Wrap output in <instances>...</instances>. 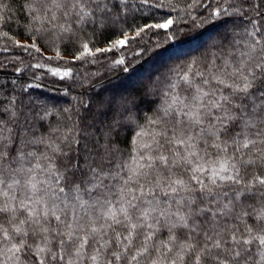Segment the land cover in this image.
I'll use <instances>...</instances> for the list:
<instances>
[{
    "label": "snow or ice",
    "instance_id": "1",
    "mask_svg": "<svg viewBox=\"0 0 264 264\" xmlns=\"http://www.w3.org/2000/svg\"><path fill=\"white\" fill-rule=\"evenodd\" d=\"M88 2L95 7L85 11L84 0H71L70 4L68 0L63 3L51 0L52 4L63 8V16L79 9L77 19L81 22L89 16H111L113 9H119L121 0ZM141 2L157 9L165 6L164 0ZM198 3L199 0H192L187 7L191 9ZM208 10L212 17H222L220 7L211 9L209 5ZM50 12V8L43 10L45 19L49 18ZM33 18L40 19L36 15ZM56 19L51 15L50 20ZM216 22L224 21L218 19ZM150 30L169 34L179 32L181 28L168 13L138 25L132 36L122 33V38L113 41L110 47L93 51L85 43L74 59L83 60L96 53L124 47L129 40ZM168 38L173 36L168 35ZM14 43L25 51L29 48L41 51L35 43ZM257 44H260L259 40L249 45V51L231 70L225 63L224 68L212 73L210 79L203 72L198 73L203 78V85L215 81L217 87L205 90L199 84H190L194 89L190 98L176 97L166 104L161 118H171L180 127L179 133L173 130L171 138L167 131L157 134L164 137L167 153L163 151L165 144L154 135L151 144L137 143L134 149L137 155L118 165L119 170L115 173L94 166L96 156L93 152L109 153L114 149V146L110 148L109 141L114 138L113 133L119 135L120 129L134 122L135 100L114 93L101 102L98 113L105 116L111 113L103 132L105 143L101 144L99 138L89 143L94 134L86 133L83 144L79 139L72 140V144L80 145L72 156L59 145L49 144L55 155L65 158L59 167L54 159L45 157L46 164L22 168L18 162L35 155L24 151V146L33 142L27 138L32 114L16 111L13 98L9 119L15 128H6L0 120V217L5 218L0 222V244L5 246L0 252L10 253L7 259L16 264L28 253H32V264H82L86 248L92 249V254L87 256L91 264H116L118 261L141 264L142 258L145 264H264V175L258 172L247 177L241 175L242 169L247 172L249 166L264 168V46L257 49ZM56 55L59 58V52ZM116 63L123 64L124 61ZM51 71L62 79L71 75L70 71L61 72L59 68ZM184 79L187 82L188 76ZM226 80L231 82L226 83ZM177 103L181 105L179 108L174 107ZM9 108L0 111H9ZM149 123L159 124L160 119ZM136 135L142 137L144 132ZM14 140L17 147L15 155H11ZM64 140L68 141V137ZM230 147L232 153L222 158L220 154L227 153ZM208 149L215 150V159ZM151 151L156 154L152 155ZM14 163H17L15 168ZM36 168L47 173L48 179H35ZM161 168L164 171L161 172ZM20 172L27 173L28 178L23 182L25 191L18 197L13 190L22 181L14 177ZM106 180L110 182L105 183ZM116 180L120 181L119 187L112 182ZM225 185L232 188L231 193L217 191ZM85 193L93 197L91 202L83 200ZM257 197L261 210L255 216L246 210L235 211L236 207H243L242 201ZM223 198H228L227 204L223 203ZM77 208L85 210L83 216ZM218 213L233 218L250 217L254 223L245 224L243 229L237 224L225 236L223 230L215 227ZM204 217L213 222L212 231H198L200 219ZM51 218L57 222L55 227L51 226ZM157 225L167 229L166 241L154 240L161 230ZM144 229L146 231H141ZM52 233L55 236L50 240ZM140 236L143 239L137 247L134 241ZM37 237L41 243H37ZM30 238L32 243H29ZM149 241L153 242L151 246ZM254 245H258L255 252L259 253L260 261L255 260ZM73 253L75 259H69ZM0 264L5 261L0 260Z\"/></svg>",
    "mask_w": 264,
    "mask_h": 264
},
{
    "label": "trees",
    "instance_id": "2",
    "mask_svg": "<svg viewBox=\"0 0 264 264\" xmlns=\"http://www.w3.org/2000/svg\"><path fill=\"white\" fill-rule=\"evenodd\" d=\"M60 2L63 3V0ZM84 2L87 4L85 11L95 7L88 0ZM191 3L192 0H164L165 6L157 9L143 5L141 0H121L119 9H113L111 16H89L81 22L77 19L79 9L63 16V8H58L51 0L47 3L43 0H0V109L9 108L10 102L15 98L13 107L16 111L24 110L32 114L27 138L33 142L26 144L24 151L35 155L18 162L19 167L46 164L45 157L54 159L59 167L65 158L55 155L49 144L59 145L72 156L80 148V145L72 144V140L79 139L83 144L86 133L89 136L94 134L89 143H94L96 138H99L101 144L105 143L103 132L111 119V113L108 116L99 114L98 108L101 102L114 93L135 100L134 122L120 129L119 135L113 133L114 138L109 144L114 149L109 153L93 152L96 156L94 166L115 173L119 170L118 165H123L130 157L137 155L134 151L137 143L151 144L155 135L161 144H165L164 137L157 134L167 131L168 138H171L174 129L179 133L180 127L174 120L161 118L166 104L172 103L176 97L190 98L194 93L190 84H199L205 90L217 87L215 81H211L210 85H203V78L198 73L203 72L210 79L211 74L224 68L225 63L229 65L228 70H231L255 40L260 41L256 45L257 49L264 46V0H199L196 6L189 9L187 6ZM209 5L211 9L220 7L222 17H212ZM47 8L51 12L49 18L45 19L43 10ZM225 9L226 12L223 11ZM168 13L180 25L179 32L165 34L163 31L150 30L129 40L124 47L96 53L83 60L74 59L83 50L85 43L93 51L96 48L110 47L113 41L122 38V33L127 32L132 36L138 25L142 26ZM34 15L40 19H34ZM51 15H55L57 19L50 20ZM218 19H223L224 22H216ZM168 35L173 38L169 39ZM15 41L22 44L35 43L41 51L36 52L31 48L25 51L15 46ZM57 52L60 54L59 58ZM118 60H123L124 63L117 64ZM37 64L41 67H35ZM55 68H59L61 72L70 71L71 75L63 79L55 76L51 71ZM185 75L188 76L187 82ZM230 82L226 80V83ZM224 91L227 93V89ZM180 106L179 103L174 105L176 108ZM10 111V108L9 111H0V120L4 121L6 128H15L9 119ZM153 119H160V123L150 124L149 121ZM141 131L144 135L138 137L136 134ZM65 136L68 141L64 140ZM16 147L17 142L14 140L11 155H15ZM200 147L203 148V145ZM163 151H168L166 144ZM208 151L213 153L212 159H215V150ZM232 151L230 147L227 153L220 155L223 158ZM151 154L155 155L156 152L151 151ZM13 167H17V163ZM160 171L164 170L161 168ZM253 172L264 175V168L249 166L247 172L242 169L241 175L247 177ZM34 176L37 180L48 179L47 173L39 168L34 170ZM7 177L8 173L5 172V178ZM14 178L22 181L13 190V194L20 197L25 191L23 182L28 175L20 172ZM109 182L110 180L105 181ZM112 182L119 187V180ZM217 191L231 193L232 188L225 185ZM92 199L86 193L83 195L85 201L91 202ZM223 203L227 204L228 198H223ZM242 204L243 207H236L237 213L246 210L255 216L261 210L258 197L242 201ZM215 208L213 205L214 211ZM77 211L81 216L84 215V209L77 208ZM88 211L91 214V210ZM4 219L0 217V222H4ZM206 220L208 223H205ZM214 223L226 236L237 224L243 229L245 224H253L254 221L250 217L233 218L232 215L222 216L218 213ZM56 225L55 219L51 218V226ZM200 225L198 231L213 230V222L209 217L201 218ZM73 226L75 227V222ZM5 227H8L6 223ZM116 230L120 231L119 228ZM109 235L112 233L109 232ZM168 235L167 229L161 227L154 240L166 241ZM53 236L55 233L50 234L49 239ZM142 239L143 236H140L134 241L137 247ZM36 240L41 243L39 237ZM29 243H32L31 238ZM152 243L149 241V246ZM52 246L55 247L54 243ZM4 247L0 244V249ZM256 247L258 245L253 246L255 260L260 261L259 253L255 252ZM91 254L92 249L86 248L82 264H91L87 259ZM10 255L6 251L0 252V260L5 261V264H16L7 259ZM154 255L158 256L159 253ZM31 257L32 253L22 256L19 264H32ZM69 259L74 260L75 254ZM116 264L123 262L118 261ZM141 264H145L143 258Z\"/></svg>",
    "mask_w": 264,
    "mask_h": 264
},
{
    "label": "rangeland",
    "instance_id": "3",
    "mask_svg": "<svg viewBox=\"0 0 264 264\" xmlns=\"http://www.w3.org/2000/svg\"><path fill=\"white\" fill-rule=\"evenodd\" d=\"M120 39V38H119Z\"/></svg>",
    "mask_w": 264,
    "mask_h": 264
}]
</instances>
